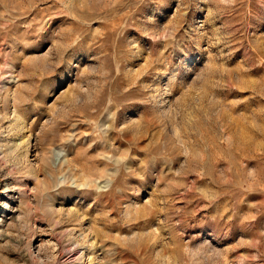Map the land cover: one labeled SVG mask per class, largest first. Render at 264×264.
Here are the masks:
<instances>
[{
	"label": "rangeland",
	"instance_id": "obj_1",
	"mask_svg": "<svg viewBox=\"0 0 264 264\" xmlns=\"http://www.w3.org/2000/svg\"><path fill=\"white\" fill-rule=\"evenodd\" d=\"M93 263L264 264V0H0V264Z\"/></svg>",
	"mask_w": 264,
	"mask_h": 264
},
{
	"label": "bare ground",
	"instance_id": "obj_2",
	"mask_svg": "<svg viewBox=\"0 0 264 264\" xmlns=\"http://www.w3.org/2000/svg\"><path fill=\"white\" fill-rule=\"evenodd\" d=\"M171 77H172V76H171ZM171 77H170V78H171ZM29 137H30V136H29V135H27V136H26V140H24V141H23V143H26V141H27V138H29ZM93 264H95V263H93Z\"/></svg>",
	"mask_w": 264,
	"mask_h": 264
}]
</instances>
